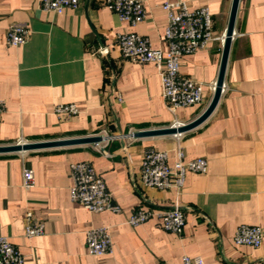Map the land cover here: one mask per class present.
I'll list each match as a JSON object with an SVG mask.
<instances>
[{
    "label": "crops",
    "instance_id": "crops-1",
    "mask_svg": "<svg viewBox=\"0 0 264 264\" xmlns=\"http://www.w3.org/2000/svg\"><path fill=\"white\" fill-rule=\"evenodd\" d=\"M184 1L190 10L209 7L216 38L185 55L180 72L203 86L200 105L171 110L162 94L154 63L124 59L121 33L149 39L167 50L165 2ZM234 0H148L145 20L132 26L107 8L106 0H80L62 15L42 9V0H0V146L115 135L103 153L92 144L0 153V236L25 257V264H182L185 255L205 264H264V0H240L224 88L212 114L179 134L136 137L131 133L180 127L210 106L219 79ZM25 24V45L9 46L6 33ZM73 104L79 113H55ZM106 145V144H104ZM149 149L176 162L182 149L188 160L204 158L206 174L189 172L183 189L145 186L141 162ZM88 162L104 180L120 213H92L71 200L70 166ZM32 169L34 187L23 185ZM178 205L185 214L181 236L152 216L133 227L137 209L161 214ZM45 224V233L25 236L26 216ZM259 226V248L238 246L239 226ZM107 227L113 253L92 256L86 235Z\"/></svg>",
    "mask_w": 264,
    "mask_h": 264
},
{
    "label": "built area",
    "instance_id": "built-area-1",
    "mask_svg": "<svg viewBox=\"0 0 264 264\" xmlns=\"http://www.w3.org/2000/svg\"><path fill=\"white\" fill-rule=\"evenodd\" d=\"M147 1L106 0V6L117 14L121 21L136 26L146 18ZM79 5L80 0H42V9L56 15H62L68 9H76ZM162 8L168 15L164 31L167 50L153 48L149 39L139 34L121 33L118 36V44L122 56L134 63H154L156 65L161 77L162 94L171 110L200 105L203 102L204 84L183 75L180 72V60L185 55L204 49L209 42L217 39L222 40V38L214 36L213 18L209 7L192 11L186 2L177 1L165 2ZM29 36V28L25 24L16 23L9 27L6 33V42L9 46L20 47L27 43ZM4 110L5 103L0 100V118ZM55 113L60 117L69 118L77 115L79 111L73 104H61L56 106ZM134 134L133 132L130 135L134 136ZM100 136L104 140L96 144V147L106 153L105 148L117 136L108 133H103ZM70 169L73 179L71 187L73 202L80 204L92 213L121 212V208L114 204L112 194L92 164L88 162L73 163ZM207 171L208 162L206 159L188 160L182 149L177 150L176 162L173 166L168 164L167 152L149 149L145 152L141 162L140 178L147 187L159 190L175 189L180 192L185 185L187 173L194 172L203 175ZM23 177V185L26 189L34 187L35 176L32 169H25ZM154 215L161 218L162 227L166 231L177 236L184 233L185 214L178 205L161 214L137 209L128 218L127 223L137 227ZM44 233V222L35 220L32 214L28 213L25 236L32 238ZM234 242L238 246L257 249L263 243V230L259 226L243 224L238 227ZM86 245L88 253L92 256L100 257L113 253V243L107 227L90 229L86 235ZM0 264H25L24 255L4 236H0ZM182 264H205V262L201 256L185 255L182 258Z\"/></svg>",
    "mask_w": 264,
    "mask_h": 264
},
{
    "label": "water",
    "instance_id": "water-1",
    "mask_svg": "<svg viewBox=\"0 0 264 264\" xmlns=\"http://www.w3.org/2000/svg\"><path fill=\"white\" fill-rule=\"evenodd\" d=\"M240 0L233 1V7L230 17L229 26L226 33L223 60L220 70L219 79L217 81L216 90L214 98L208 107V109L196 120L191 123L182 125L180 127H170L166 129H158L145 131L134 134L136 137H148V136H161V135H171V134H179L186 131H189L202 122H204L214 111L216 106L218 105L222 91L224 86L225 74H226V66L229 57L230 47L232 43V39L234 36L235 22L238 12ZM104 139L102 136H92V137H84V138H76V139H67V140H58V141H47V142H34V143H17L13 145L0 146V153H10V152H21V151H31V150H39L45 148H54V147H64V146H74V145H83V144H92L96 145L102 142Z\"/></svg>",
    "mask_w": 264,
    "mask_h": 264
}]
</instances>
